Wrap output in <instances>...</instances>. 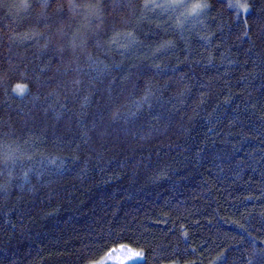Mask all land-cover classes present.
I'll use <instances>...</instances> for the list:
<instances>
[{"label":"trees","instance_id":"1","mask_svg":"<svg viewBox=\"0 0 264 264\" xmlns=\"http://www.w3.org/2000/svg\"><path fill=\"white\" fill-rule=\"evenodd\" d=\"M121 246L264 264V0H0V264Z\"/></svg>","mask_w":264,"mask_h":264},{"label":"rangeland","instance_id":"2","mask_svg":"<svg viewBox=\"0 0 264 264\" xmlns=\"http://www.w3.org/2000/svg\"><path fill=\"white\" fill-rule=\"evenodd\" d=\"M140 251L141 250L129 246H124L123 248L118 247L110 250L107 254H105L103 257L96 260L95 262H98V264H131L143 258L142 256L139 258L130 259V257H134V253ZM93 262H91L90 264H93ZM165 264H181V263L170 262Z\"/></svg>","mask_w":264,"mask_h":264},{"label":"snow or ice","instance_id":"3","mask_svg":"<svg viewBox=\"0 0 264 264\" xmlns=\"http://www.w3.org/2000/svg\"><path fill=\"white\" fill-rule=\"evenodd\" d=\"M45 2H46V0H45ZM173 3H182V0H173ZM206 7H208L207 3H196V4H194L192 6L191 13H196L199 10H202L203 8H206ZM121 247L123 248L124 246H121ZM142 256H143V252L140 251V252L134 253V257H130V259L139 258V257H142ZM93 264H98V262L94 261Z\"/></svg>","mask_w":264,"mask_h":264}]
</instances>
